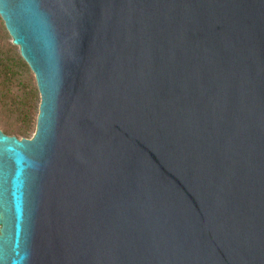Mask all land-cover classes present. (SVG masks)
Listing matches in <instances>:
<instances>
[{"label":"water","instance_id":"water-1","mask_svg":"<svg viewBox=\"0 0 264 264\" xmlns=\"http://www.w3.org/2000/svg\"><path fill=\"white\" fill-rule=\"evenodd\" d=\"M40 95L0 129V264H264V0H0Z\"/></svg>","mask_w":264,"mask_h":264},{"label":"rangeland","instance_id":"rangeland-1","mask_svg":"<svg viewBox=\"0 0 264 264\" xmlns=\"http://www.w3.org/2000/svg\"><path fill=\"white\" fill-rule=\"evenodd\" d=\"M8 43L13 44V40L0 17V46ZM17 49L19 51V47H17ZM32 85L37 91L33 73H31V81L27 77L16 80H11L5 77L0 78V94L3 95L0 100V129L4 133L21 129L24 126L25 118L20 111L17 112V109L23 108L26 103H34ZM35 96L37 98L40 97L36 92ZM36 105L37 110H39L38 103H35V106ZM9 106L10 108H7ZM33 135L34 133L29 138L33 137Z\"/></svg>","mask_w":264,"mask_h":264},{"label":"trees","instance_id":"trees-1","mask_svg":"<svg viewBox=\"0 0 264 264\" xmlns=\"http://www.w3.org/2000/svg\"><path fill=\"white\" fill-rule=\"evenodd\" d=\"M31 73L32 72L28 64L21 57L20 52L15 45L8 43L0 46V78L5 77L11 80H16L27 77L31 81ZM32 89L34 103H26L24 104L23 108L17 109V112L20 111L25 118L24 126L21 129L15 131L5 132V134L9 136H15L19 139H24L29 138L33 133H35L37 116L39 113V110H37V105L35 106V103H38L39 105L40 97L37 98L35 96V92L39 94L38 89L36 91L33 85ZM2 96L3 95L0 94V100L2 99ZM7 108H10V106Z\"/></svg>","mask_w":264,"mask_h":264}]
</instances>
